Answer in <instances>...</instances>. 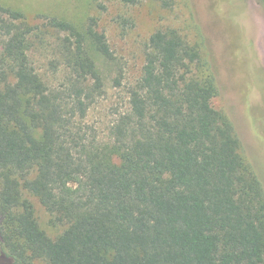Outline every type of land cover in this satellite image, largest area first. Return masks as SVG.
Returning a JSON list of instances; mask_svg holds the SVG:
<instances>
[{
    "label": "trees",
    "instance_id": "trees-1",
    "mask_svg": "<svg viewBox=\"0 0 264 264\" xmlns=\"http://www.w3.org/2000/svg\"><path fill=\"white\" fill-rule=\"evenodd\" d=\"M46 20L66 34L62 91L31 64L36 26L0 2V264H264V186L243 153L229 107L246 103L223 63L175 30L154 33L112 165L78 125L103 89L90 47L111 59L107 38ZM225 93L229 109L216 107ZM27 196L62 234L42 229Z\"/></svg>",
    "mask_w": 264,
    "mask_h": 264
},
{
    "label": "rangeland",
    "instance_id": "rangeland-1",
    "mask_svg": "<svg viewBox=\"0 0 264 264\" xmlns=\"http://www.w3.org/2000/svg\"><path fill=\"white\" fill-rule=\"evenodd\" d=\"M4 7L24 12L37 30L31 38L30 61L45 84L62 91L70 84L66 34L46 26L47 17L70 22L85 31L94 26L105 34L112 51L107 59L90 47L102 77V94L79 129L109 164H120L115 126L130 113L131 90L140 81L147 46L157 31L175 30L199 48L203 59L223 63L245 101L243 113L228 105L226 93L215 101L228 108L245 157L264 186V10L259 0H175L170 8L159 0H0ZM232 102V100H231ZM34 204L43 230L55 238L64 227L54 224L37 198ZM34 264H49L37 259Z\"/></svg>",
    "mask_w": 264,
    "mask_h": 264
}]
</instances>
